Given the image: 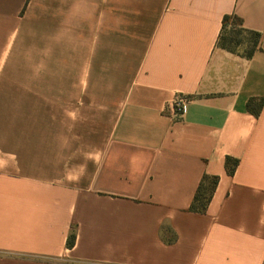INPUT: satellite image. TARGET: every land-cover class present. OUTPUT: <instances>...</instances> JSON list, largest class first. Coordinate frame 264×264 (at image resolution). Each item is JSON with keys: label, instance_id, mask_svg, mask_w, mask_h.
Returning <instances> with one entry per match:
<instances>
[{"label": "crops", "instance_id": "1", "mask_svg": "<svg viewBox=\"0 0 264 264\" xmlns=\"http://www.w3.org/2000/svg\"><path fill=\"white\" fill-rule=\"evenodd\" d=\"M227 17L261 34L251 59L219 47ZM250 100L264 0H0V264H264Z\"/></svg>", "mask_w": 264, "mask_h": 264}, {"label": "trees", "instance_id": "2", "mask_svg": "<svg viewBox=\"0 0 264 264\" xmlns=\"http://www.w3.org/2000/svg\"><path fill=\"white\" fill-rule=\"evenodd\" d=\"M261 42V34L246 30L242 27L241 20L236 17L225 18L221 36L219 39V47L231 54L237 55L244 59H251L258 50ZM264 105V100L257 105L255 100H250L247 105L249 112L255 116H259ZM239 161L233 158H227L226 169L229 175H233ZM219 183L217 176H204L195 194L194 200L189 209L190 212L196 214H205L209 204L213 198L214 192ZM76 243V232L71 231L68 238L67 247L72 249Z\"/></svg>", "mask_w": 264, "mask_h": 264}, {"label": "built area", "instance_id": "3", "mask_svg": "<svg viewBox=\"0 0 264 264\" xmlns=\"http://www.w3.org/2000/svg\"><path fill=\"white\" fill-rule=\"evenodd\" d=\"M189 103V98L177 95L170 104L173 113L177 117H181L186 113L187 105Z\"/></svg>", "mask_w": 264, "mask_h": 264}]
</instances>
